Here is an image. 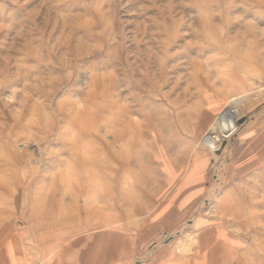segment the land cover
<instances>
[{
	"label": "rangeland",
	"instance_id": "1",
	"mask_svg": "<svg viewBox=\"0 0 264 264\" xmlns=\"http://www.w3.org/2000/svg\"><path fill=\"white\" fill-rule=\"evenodd\" d=\"M88 235L94 264H264V0H0V259Z\"/></svg>",
	"mask_w": 264,
	"mask_h": 264
},
{
	"label": "crops",
	"instance_id": "2",
	"mask_svg": "<svg viewBox=\"0 0 264 264\" xmlns=\"http://www.w3.org/2000/svg\"><path fill=\"white\" fill-rule=\"evenodd\" d=\"M90 237H92V240L94 239V236L88 235L87 236V247L86 249H78L77 251H81L82 256H87V259H81L78 260L77 264H94V243L89 242ZM204 252V251H203ZM86 253V254H85ZM213 253L212 250H208L204 253V255L207 257L208 255L211 256ZM74 255V254H73ZM79 254L77 253V256ZM207 260L201 259L200 256L196 257H190V258H177L172 256L167 250H161L158 252V254L155 256L153 261L150 264H206ZM110 263V262H109ZM108 263V264H109ZM0 264H25V259L23 255L17 256V255H7L5 259H0Z\"/></svg>",
	"mask_w": 264,
	"mask_h": 264
},
{
	"label": "bare ground",
	"instance_id": "3",
	"mask_svg": "<svg viewBox=\"0 0 264 264\" xmlns=\"http://www.w3.org/2000/svg\"><path fill=\"white\" fill-rule=\"evenodd\" d=\"M240 97V96H237V97H234L232 98L230 101H234V100H237V98ZM229 101V102H230ZM227 117V116H230L233 120V121H236L239 117H238V114L235 113V109L233 108H230V109H226V110H223L218 117H216L215 121H213L207 128V132L206 134L213 140L214 142V146H213V151H217V150H220V148H222V144L223 142L225 141V138L229 135H231V131H230V127H227L224 125H222L220 123L221 121V118H224V117ZM228 125V124H227ZM236 126V125H235ZM227 128V129H226ZM233 129V128H232ZM226 133V134H222V133ZM86 166V165H85ZM85 166H84V169H85ZM87 167V166H86Z\"/></svg>",
	"mask_w": 264,
	"mask_h": 264
},
{
	"label": "built area",
	"instance_id": "4",
	"mask_svg": "<svg viewBox=\"0 0 264 264\" xmlns=\"http://www.w3.org/2000/svg\"><path fill=\"white\" fill-rule=\"evenodd\" d=\"M222 125L226 126L225 124L222 123ZM215 145V144H214ZM213 148V146H211V149Z\"/></svg>",
	"mask_w": 264,
	"mask_h": 264
}]
</instances>
